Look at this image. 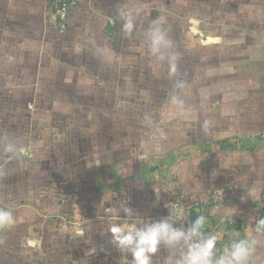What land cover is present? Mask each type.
<instances>
[{
	"label": "crops",
	"instance_id": "crops-1",
	"mask_svg": "<svg viewBox=\"0 0 264 264\" xmlns=\"http://www.w3.org/2000/svg\"><path fill=\"white\" fill-rule=\"evenodd\" d=\"M0 119L26 136L0 177L16 218L0 264H131L108 233L124 203L142 220L203 214L220 251L251 235L264 264V0H80L63 32L47 0H0Z\"/></svg>",
	"mask_w": 264,
	"mask_h": 264
},
{
	"label": "clouds",
	"instance_id": "clouds-1",
	"mask_svg": "<svg viewBox=\"0 0 264 264\" xmlns=\"http://www.w3.org/2000/svg\"><path fill=\"white\" fill-rule=\"evenodd\" d=\"M123 20L122 30L131 35L136 26L134 15H127ZM145 34L152 55L163 58L173 41L169 38L167 29L160 25L158 18L152 21ZM169 64L174 62L169 59ZM18 140L16 137L3 140L0 142V150L8 157H15L23 151L20 143L13 142ZM111 216L117 219L108 229L110 242L123 256H130L131 264H153L155 255L162 249L168 251L165 264H255L258 244L255 237H241L239 233L233 232L230 234L231 242L222 253L217 254L214 251L217 237L214 234L205 235L203 230L207 218L203 214L197 215L189 223L178 222L171 212L160 219L142 220L124 203L115 207ZM15 219L12 211L0 207V228H10ZM253 231L256 234L264 232V219L257 221ZM96 252L97 249L91 247L86 255L92 256Z\"/></svg>",
	"mask_w": 264,
	"mask_h": 264
},
{
	"label": "built area",
	"instance_id": "built-area-1",
	"mask_svg": "<svg viewBox=\"0 0 264 264\" xmlns=\"http://www.w3.org/2000/svg\"><path fill=\"white\" fill-rule=\"evenodd\" d=\"M80 0H47V2L51 5L53 8V15L54 19L56 21L57 29L59 32H63L67 28L68 24V15H69V10L75 6ZM257 208H258V213L254 222V227L257 221L260 219H264V185L260 189V193L258 196L257 200ZM264 235V232L261 233ZM225 247H227L225 245ZM222 248L221 251L216 247L214 251L217 254H220L223 252L225 249Z\"/></svg>",
	"mask_w": 264,
	"mask_h": 264
},
{
	"label": "rangeland",
	"instance_id": "rangeland-1",
	"mask_svg": "<svg viewBox=\"0 0 264 264\" xmlns=\"http://www.w3.org/2000/svg\"><path fill=\"white\" fill-rule=\"evenodd\" d=\"M5 122L6 121H2V119H0V142H2L3 140H12L13 137H16L19 140L18 141H13V142H18L20 144H25V139H26L25 132H22V133H19L18 135H16L15 133H13V129H17L15 127V125H13L11 121H10V123L9 122L5 123ZM18 127H21L22 129H25V124L24 123H20V125ZM24 131H26V130H24ZM19 135H23L24 136L23 140H22V136H19ZM10 166H11V160L8 158V156L3 154L2 150H0V177L2 175L3 176L10 175ZM4 181L7 182V180H5V179H4ZM3 186H4V184L0 183V188H2ZM4 191H6V189H4ZM4 229L0 228V238L3 237V235H4V233L2 232V231H4Z\"/></svg>",
	"mask_w": 264,
	"mask_h": 264
}]
</instances>
